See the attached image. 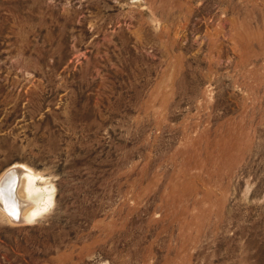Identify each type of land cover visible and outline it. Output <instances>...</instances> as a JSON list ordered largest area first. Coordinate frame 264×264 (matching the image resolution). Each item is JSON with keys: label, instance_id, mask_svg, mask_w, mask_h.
Listing matches in <instances>:
<instances>
[{"label": "rangeland", "instance_id": "obj_1", "mask_svg": "<svg viewBox=\"0 0 264 264\" xmlns=\"http://www.w3.org/2000/svg\"><path fill=\"white\" fill-rule=\"evenodd\" d=\"M0 264H264V0H0Z\"/></svg>", "mask_w": 264, "mask_h": 264}, {"label": "bare ground", "instance_id": "obj_2", "mask_svg": "<svg viewBox=\"0 0 264 264\" xmlns=\"http://www.w3.org/2000/svg\"><path fill=\"white\" fill-rule=\"evenodd\" d=\"M25 168H10L0 176V211L11 223L29 222L52 203V186L37 185Z\"/></svg>", "mask_w": 264, "mask_h": 264}]
</instances>
